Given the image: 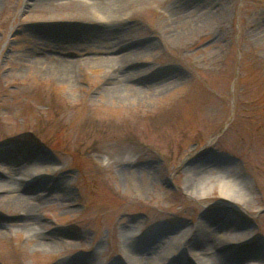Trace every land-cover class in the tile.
Masks as SVG:
<instances>
[{
	"label": "rangeland",
	"instance_id": "obj_1",
	"mask_svg": "<svg viewBox=\"0 0 264 264\" xmlns=\"http://www.w3.org/2000/svg\"><path fill=\"white\" fill-rule=\"evenodd\" d=\"M40 1L0 0V183L33 198L45 187H22L29 171L65 178L70 206L44 194L37 215L46 229L32 236L17 226L24 211L0 204V264H60L71 256L79 257L71 264H125L130 248L121 229L132 220L141 245L162 220L167 241L204 219L214 227L239 224L248 235L234 246L248 251L259 243L264 250V0L203 1L198 11L212 5L222 23L184 46L161 39L154 52L125 64L127 73L144 72L133 78L136 87L174 79L165 93L134 100L108 96L103 87L112 70L102 64L71 68L60 79L43 56L81 59L96 43L85 31L110 25L84 23L69 10L56 12L53 0ZM194 2L167 0L117 19L113 25L127 27L120 33L134 36L122 54ZM61 33L79 38L52 52ZM14 166L17 177L8 172ZM223 177L239 200L221 194ZM204 187L209 191L199 197ZM53 232L81 246L71 253L44 246ZM222 264L249 262L228 255Z\"/></svg>",
	"mask_w": 264,
	"mask_h": 264
},
{
	"label": "bare ground",
	"instance_id": "obj_2",
	"mask_svg": "<svg viewBox=\"0 0 264 264\" xmlns=\"http://www.w3.org/2000/svg\"><path fill=\"white\" fill-rule=\"evenodd\" d=\"M37 1L39 2V0ZM165 1L167 0H53L52 7L58 10L56 12L69 10V13L74 14L77 18L80 17V20L84 21V23L94 22L102 26H110L105 27L106 29L102 33L85 31L83 38L90 41L95 40L96 43L92 44L93 48L91 50H84L81 53V59L73 61L65 56L48 54L44 55L43 58L46 61H49V59L53 61L51 67H54V71L56 74H59L61 80L63 72L65 74L69 72V69L80 67L86 63L107 66L112 72L107 77L108 86L103 87V89L111 98L123 100L148 99L154 95L165 93L173 85L174 79L165 81L160 78L161 81L159 80V82L148 86L146 89L136 87L132 84L133 78L144 72L138 70L136 74L127 73L125 72V64L140 61L144 56L154 52L158 44H160L161 39L184 46L190 43L191 38L206 31H213L216 25L222 23L220 11L214 9L212 5L198 11L201 6H204L206 0H195L191 10L185 8V6L178 8V12L176 11L177 16L169 15L161 21L162 24L167 21L170 23L169 25L166 24L164 28L152 31V36L145 39V42L135 45L136 47L134 46L130 52L122 54V45L134 36L120 33L126 30L127 27H123L122 25L115 26L112 23L117 22V19L121 20L123 17L134 15L136 12L147 8V6H152L156 3L163 4ZM75 16L74 18H76ZM181 18H185V20H180ZM109 22L111 24H107ZM186 23V26L178 28L179 25L181 26ZM78 36L75 33H68L66 35L63 33L55 42L54 49L50 48V50L54 52L57 49H61L64 45H71L79 38ZM30 165L31 162L27 163L28 167ZM8 172L13 177H17V174L21 173L20 169L15 166L8 169ZM154 174L151 171L149 173L151 177L155 176ZM134 177L135 173L131 174L132 181L136 182ZM21 181L22 187L32 182L44 184V193L32 198L21 194L18 188L14 189L12 186L0 183V204H8L21 208L24 212L17 226L26 229L32 236H44L46 223L37 215V211L42 208L41 200H43L44 194H57L59 196L58 199L62 201L61 206L69 207L70 203L68 200L71 192L64 185L67 181L65 178H61L55 182L48 181L39 172L33 173L32 171H29ZM218 184L223 196L239 200L240 197L234 190L233 181L227 177H223L219 180ZM41 185H39L40 188ZM191 189L193 188L188 187V190ZM144 190L149 192V188H145ZM208 191V187L201 188V190L197 191V195L203 197ZM163 221L165 222V220L160 221L158 226L147 235L150 236V242H148L149 239L142 242L144 245H141V241L144 238L140 239L138 221L132 220L129 224L123 226L121 229L123 244L130 248V250L126 251L125 264H194V261H200L199 264H222V260L228 255L243 258L249 264H264V250L259 243H253V246L248 251H245V248L240 247V250L234 246L236 244L234 240L248 235L240 229L241 226L239 224L214 227L207 220L202 219L165 241L166 234L169 233L170 228ZM1 233L2 230H0ZM52 234V239H44V246L51 247L53 243L55 245H63L66 246V252L70 253L81 246L79 243L64 241L56 232ZM100 247V245L95 247L93 254H98ZM173 249H178L179 252L175 253L176 251ZM78 259V256H71L59 263L71 264ZM91 264L117 263L105 260L102 263L91 262Z\"/></svg>",
	"mask_w": 264,
	"mask_h": 264
}]
</instances>
